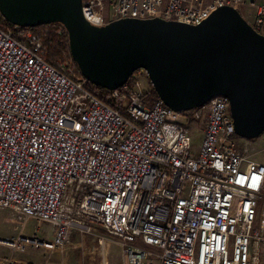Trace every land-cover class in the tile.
Returning <instances> with one entry per match:
<instances>
[{
  "label": "built area",
  "instance_id": "obj_1",
  "mask_svg": "<svg viewBox=\"0 0 264 264\" xmlns=\"http://www.w3.org/2000/svg\"><path fill=\"white\" fill-rule=\"evenodd\" d=\"M246 4L85 0L82 14L98 27L126 18L198 25ZM262 24L264 4L251 26ZM48 33L0 27V211L23 219L16 237L0 241L10 251L0 264H32L14 255L61 251L92 227L112 238L123 264H264V163L234 134L228 100L184 112L159 98L144 103L143 70L102 100L74 75L71 57L45 60ZM204 113L193 146L187 125ZM28 220L50 225L51 239L25 235Z\"/></svg>",
  "mask_w": 264,
  "mask_h": 264
},
{
  "label": "water",
  "instance_id": "obj_2",
  "mask_svg": "<svg viewBox=\"0 0 264 264\" xmlns=\"http://www.w3.org/2000/svg\"><path fill=\"white\" fill-rule=\"evenodd\" d=\"M0 16L21 27L60 24L72 61L94 87L117 90L143 70L171 110L222 96L238 138L264 133V35L233 7L217 8L198 25L126 18L93 26L82 0H0Z\"/></svg>",
  "mask_w": 264,
  "mask_h": 264
},
{
  "label": "rangeland",
  "instance_id": "obj_3",
  "mask_svg": "<svg viewBox=\"0 0 264 264\" xmlns=\"http://www.w3.org/2000/svg\"><path fill=\"white\" fill-rule=\"evenodd\" d=\"M259 0H253L258 2ZM248 4H246L247 6ZM238 8L240 15L252 25L253 9L247 7ZM251 22V23H250ZM259 33L264 35V24L259 27ZM139 79L142 82L144 90L150 89V82L145 73H139ZM99 97L100 92L92 90ZM107 100L106 95H102ZM111 104V102H110ZM207 115L204 113L197 122L189 123L188 129L193 140V146H198L206 123ZM264 139V133L261 135ZM241 142L248 141L249 143L254 140L240 139ZM255 142V141H254ZM255 150L263 149L262 153L253 158L261 163H264V141H258L252 144ZM250 149V147H248ZM264 195V190H263ZM23 219L14 215L9 210L0 211V241H9L18 235ZM258 223V220L256 221ZM94 228V234L86 235L79 234L75 238L71 236L69 244L61 251H49L47 248L29 249L27 248L23 253H16L14 258L23 262L32 264H123L118 246L112 241V238L101 228ZM36 230L37 236L43 240H49L52 237L51 226L42 223L36 224L33 220H28L24 230L25 235H32ZM102 244L100 243V241ZM10 251L0 246V256H8Z\"/></svg>",
  "mask_w": 264,
  "mask_h": 264
},
{
  "label": "trees",
  "instance_id": "obj_4",
  "mask_svg": "<svg viewBox=\"0 0 264 264\" xmlns=\"http://www.w3.org/2000/svg\"><path fill=\"white\" fill-rule=\"evenodd\" d=\"M85 1V0H82ZM111 1V0H108ZM8 26V23L3 20V18L0 16V27L4 28ZM41 27H47L49 28V33L44 40V43L48 46L46 55H45V60L55 66L59 65V62H62L64 59H69L70 54L68 50V39H67V34L65 32V29L60 25V24H50V25H45ZM61 29V33H59ZM72 71L76 77H81L76 65L74 62H72ZM87 86L91 88L92 90H97L100 92L99 97L102 95H107V90H104L102 88H97L89 83H87ZM102 100H105L104 97H100ZM157 94L150 86V89L146 91V93L143 96L144 103H148L151 101L156 100ZM106 101V100H105ZM110 103V101H107Z\"/></svg>",
  "mask_w": 264,
  "mask_h": 264
},
{
  "label": "crops",
  "instance_id": "obj_5",
  "mask_svg": "<svg viewBox=\"0 0 264 264\" xmlns=\"http://www.w3.org/2000/svg\"><path fill=\"white\" fill-rule=\"evenodd\" d=\"M247 1V9L248 8H251V9H253V14L251 13V15H252V23H253V19H254V15H255V8H256V6H260V5H263L264 4V0H259L258 2H254V5L255 6H250L249 5V2H251V1H253V0H246ZM245 6H243V7H245ZM251 23V22H250ZM264 141V139L260 136L259 138H257V139H255L254 141H252V142H250V144H249V146L251 147V149L252 150H255L254 148H253V146H252V144H256V143H258V141ZM255 151H258L259 153H257V154H254V155H252V158H257L261 153H262V151H263V149H258V150H255ZM255 161H257V160H255ZM78 233L79 234H81L79 231H77V230H75L73 233H72V235H74V237L75 238H77L78 237ZM81 235H83V234H81Z\"/></svg>",
  "mask_w": 264,
  "mask_h": 264
}]
</instances>
